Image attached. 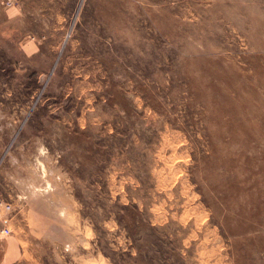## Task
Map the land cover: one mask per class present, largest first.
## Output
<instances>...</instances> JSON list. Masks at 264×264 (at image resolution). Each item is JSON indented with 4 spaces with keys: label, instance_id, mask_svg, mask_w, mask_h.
<instances>
[{
    "label": "rangeland",
    "instance_id": "374dc122",
    "mask_svg": "<svg viewBox=\"0 0 264 264\" xmlns=\"http://www.w3.org/2000/svg\"><path fill=\"white\" fill-rule=\"evenodd\" d=\"M0 224L13 264H264V0H0Z\"/></svg>",
    "mask_w": 264,
    "mask_h": 264
},
{
    "label": "crops",
    "instance_id": "0c3cea01",
    "mask_svg": "<svg viewBox=\"0 0 264 264\" xmlns=\"http://www.w3.org/2000/svg\"><path fill=\"white\" fill-rule=\"evenodd\" d=\"M0 224V264H13L21 258L15 235L4 233Z\"/></svg>",
    "mask_w": 264,
    "mask_h": 264
},
{
    "label": "built area",
    "instance_id": "2783aa9c",
    "mask_svg": "<svg viewBox=\"0 0 264 264\" xmlns=\"http://www.w3.org/2000/svg\"><path fill=\"white\" fill-rule=\"evenodd\" d=\"M8 207H10V206H9V205H6V208H8ZM2 231H3L4 233H8V232H10V230L8 229V227L3 228Z\"/></svg>",
    "mask_w": 264,
    "mask_h": 264
}]
</instances>
